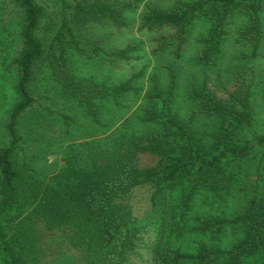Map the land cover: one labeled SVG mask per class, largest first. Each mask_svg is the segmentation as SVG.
I'll use <instances>...</instances> for the list:
<instances>
[{
  "label": "trees",
  "instance_id": "obj_1",
  "mask_svg": "<svg viewBox=\"0 0 264 264\" xmlns=\"http://www.w3.org/2000/svg\"><path fill=\"white\" fill-rule=\"evenodd\" d=\"M5 4L15 7L10 14L21 13L17 29L10 32L13 42L21 48L9 65L17 74L18 96L7 126L10 144L0 151V264H43L36 249L41 239L38 233L54 230H62L73 246L83 244L100 264H126L136 255L139 233L143 231L141 226L134 225L132 211L125 203L135 187L152 185L155 193H163L183 186L180 224L184 227L190 202L197 193L206 191L216 198L222 197L237 182L255 146L264 149V135L253 140L242 137L244 128H249L253 121L250 87L226 88V95L220 96L204 83L200 88H192L190 97L204 115L219 122L209 145L193 129V116L183 122L169 113L167 96L162 100L164 108L146 118L158 123L163 128L162 134L139 137L125 132L117 136L113 159L99 153L91 141L70 145L61 169L55 174L42 178L33 170L19 172L13 159L21 148L16 126L35 101L29 86L36 63L46 52L37 33L44 9L35 0H5ZM134 5L133 0L100 1L91 4L92 8L80 4L118 27L123 22L122 12ZM262 6L263 0L184 1L170 11L150 8L142 16L140 28L162 33L158 38L160 52L172 41L182 48L191 23L207 17L212 25L209 35L202 39L205 45L202 58L210 62L211 56L221 50L229 18L241 11L250 20L247 33L255 56L263 38ZM12 18L5 25H13ZM63 35L60 31L50 44L48 55L53 64L66 52ZM135 48L110 52L99 46L91 49L78 46L80 52L88 55L104 53L121 59H129V52ZM62 83L68 93L77 95L71 78ZM173 86L174 80L170 93ZM130 89L127 81L115 91L121 95ZM143 155L154 157L156 163L144 166ZM258 173L255 193L242 212L232 217L199 219L198 229L204 233L218 234L230 227L237 228L242 234L238 242L226 249L200 244L198 251L185 253L163 243L166 230L163 220L157 231L159 238L150 247L151 264H264V173L260 168Z\"/></svg>",
  "mask_w": 264,
  "mask_h": 264
},
{
  "label": "rangeland",
  "instance_id": "obj_2",
  "mask_svg": "<svg viewBox=\"0 0 264 264\" xmlns=\"http://www.w3.org/2000/svg\"><path fill=\"white\" fill-rule=\"evenodd\" d=\"M35 1L44 9L37 33L46 52L37 61L29 86L34 104L20 116L16 126L21 148L13 159L19 172L33 170L42 178L55 174L61 169L70 145L91 141L99 153L113 159L117 136L125 132L139 137L162 134L163 128L146 118L164 108L162 100L167 96L170 97L169 113L183 122L193 116V129L209 145L219 122L204 115L190 97V90L204 83L220 96L226 95V88L249 86L253 121L249 128H244L242 137L253 140L264 135V0L260 11L263 38L258 53L252 55L253 45L247 33L248 15L236 11L229 18L221 50L211 56L210 62L202 58L205 47L202 39L209 35L212 25L207 17H199L191 23L182 48L172 41L160 52L158 38L162 33L140 28L142 16L150 8L170 11L180 2L202 0H133L134 7L122 12L120 27L96 11L80 6L92 8L93 3L111 0ZM6 7L5 0H0V151L10 144L7 126L18 96L17 74L9 65L21 48L10 35L17 29L21 13L10 14L15 7ZM10 15L13 25L7 26ZM60 31L64 34L66 52L53 64L48 55L50 44ZM78 46L85 49L99 46L110 52L129 46L136 48L129 52V59H121L104 53L88 55L80 52ZM69 78L74 81L80 97L66 91L62 82ZM127 81L131 89L117 94L115 90ZM155 163L154 157L143 155L144 166ZM258 168L264 173V149L255 146L237 182L224 197L216 198L206 191L194 196L184 227L180 224L183 186L163 193H155L152 185L135 187L125 203L132 211L134 225L141 226L143 231L139 233L136 255L126 264L152 263L150 247L159 238L157 231L163 220L166 223L163 243L185 253L198 251L200 244L226 249L238 242L242 234L237 228L230 227L218 234L204 233L198 229L199 219L232 217L242 212L255 193ZM38 234L41 239L36 249L43 264H100L83 244L73 246L62 230Z\"/></svg>",
  "mask_w": 264,
  "mask_h": 264
}]
</instances>
